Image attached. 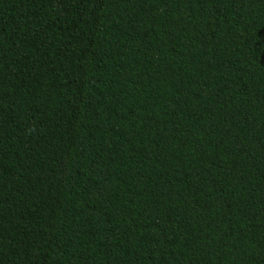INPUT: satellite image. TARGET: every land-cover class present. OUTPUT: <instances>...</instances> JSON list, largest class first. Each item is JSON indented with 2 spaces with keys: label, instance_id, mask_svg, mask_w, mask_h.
Listing matches in <instances>:
<instances>
[{
  "label": "trees",
  "instance_id": "1",
  "mask_svg": "<svg viewBox=\"0 0 264 264\" xmlns=\"http://www.w3.org/2000/svg\"><path fill=\"white\" fill-rule=\"evenodd\" d=\"M0 264H264V0H0Z\"/></svg>",
  "mask_w": 264,
  "mask_h": 264
}]
</instances>
